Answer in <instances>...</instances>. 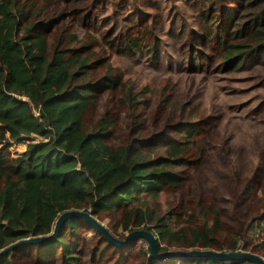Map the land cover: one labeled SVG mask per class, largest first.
I'll list each match as a JSON object with an SVG mask.
<instances>
[{"label":"trees","instance_id":"16d2710c","mask_svg":"<svg viewBox=\"0 0 264 264\" xmlns=\"http://www.w3.org/2000/svg\"><path fill=\"white\" fill-rule=\"evenodd\" d=\"M214 1L225 0H99L91 23L73 22L70 31H61L51 43L43 22L29 19L38 7L27 10L22 0H0V249L21 237L50 232L58 214L72 208L90 210L102 222L117 211L119 228L151 230L159 251L168 248L164 242L179 248H241V235L227 226L207 196L202 194L196 208L183 202L175 210L159 200L164 188L182 184L185 170L200 161L208 132L201 112L207 107L205 96L190 95L185 79L158 85V76L150 74L160 73L163 60L171 67L180 63L176 56L182 46L174 40L177 64L168 50L169 40L180 37L183 29L175 8L187 3L195 7L188 15L201 39L187 51L189 69L217 68L221 79L234 81L244 92L248 72L264 63V0H238L228 29L220 26L226 14H214ZM22 28L28 29L25 38L19 34ZM83 34L93 37L92 47L67 52L71 40ZM94 67L103 69L114 97L127 104L131 136L126 144L105 139L114 127L107 108L98 121L82 118L97 86L90 73ZM142 82L143 87L136 86ZM155 93L161 96L163 124L158 134L145 136L139 118L143 112L134 105L148 104L147 97ZM22 140L25 147L13 163L3 164L9 146ZM242 194L248 198L245 209L253 234L263 232L256 248L264 246V199L250 185ZM84 224L80 217L69 218L56 238L44 242L60 247L63 264L82 263ZM14 250L0 256V264H17ZM179 258L193 264H251ZM175 259L163 263L174 264Z\"/></svg>","mask_w":264,"mask_h":264},{"label":"rangeland","instance_id":"374dc122","mask_svg":"<svg viewBox=\"0 0 264 264\" xmlns=\"http://www.w3.org/2000/svg\"><path fill=\"white\" fill-rule=\"evenodd\" d=\"M27 10L38 7L36 12L29 13L31 22H43L44 32L49 42L54 43L61 31H70L73 22L82 24L91 23L94 4L99 0H22ZM238 0L214 1L211 8L218 18L221 13L226 14L222 18L220 26L228 29L237 13L234 7L238 6ZM15 11L20 7L16 3ZM195 7L187 3L184 7L175 8L177 16L183 18V29L180 37L175 36L169 40L168 50L174 55L173 61L177 64L174 50V40L182 46L177 59L178 65L167 64L162 61L161 71L151 72L158 76V85L172 83L177 78L185 79L189 94L204 95L207 107L201 112L208 122V132L202 139L204 145L200 161L185 170L186 179L177 187H166L159 200L163 205L170 204L173 210L179 208L181 203L188 202L196 208L199 198L207 196L210 201L221 210L222 217L227 221V226L241 235L240 247L259 252L264 256V246L256 248L260 242L262 231L253 234L250 227L249 213L246 212L248 198L242 194L245 185L252 187L256 197L264 199V63L257 65L253 71L248 72L246 88L244 92L236 89L232 80L221 79L216 71L189 69L185 63L189 46L200 44V35L196 32V22L191 21L189 12L193 13ZM240 8H238L239 11ZM222 10V11H221ZM162 30L166 29V23L162 22ZM27 28H22L19 34L24 38ZM91 32V31H88ZM94 39L90 35L75 37L71 40L72 47H67V52L74 49H90ZM61 46H65L62 42ZM50 50L52 48L50 47ZM168 57V56H167ZM222 67L225 68L223 63ZM91 78L96 80V88L91 91V103L84 110L82 118L86 121H98L102 109L107 108L114 119L113 129L108 130L106 140L112 143L126 144L131 136L128 132L129 116L127 115L126 102L119 97H114L113 87L110 81L102 77L103 69L94 67L90 69ZM226 77H233L232 72H226ZM236 79V77H233ZM170 82H169V81ZM104 82V84H103ZM143 83L136 86L143 87ZM228 83L227 85H223ZM149 103H135L136 112H143L139 116L143 120L145 136L158 134L162 128L164 113L160 109L161 96L153 94L147 97ZM259 106H262L258 109ZM257 107V108H256ZM256 108V109H255ZM142 124V125H143ZM26 140L15 141L3 155L2 163L10 165L16 156V152L25 147ZM0 146L2 143L0 142ZM10 150V151H9ZM236 191L238 193L236 194ZM189 200V201H188ZM119 212L113 211L103 223L108 228L122 237L127 230L118 227ZM84 224L82 237L86 244L80 243L83 254L81 264H167L164 260L151 259L146 249L147 243L143 238H138L129 246L119 247L103 241L102 235L87 222ZM107 241V240H106ZM168 248H178L176 243L164 242ZM104 245H107L105 248ZM105 248V249H104ZM14 259L17 264H63L59 246L47 247L42 243H29L14 250ZM95 257L93 258V254ZM174 264H193L182 261L179 257Z\"/></svg>","mask_w":264,"mask_h":264},{"label":"water","instance_id":"95a60500","mask_svg":"<svg viewBox=\"0 0 264 264\" xmlns=\"http://www.w3.org/2000/svg\"><path fill=\"white\" fill-rule=\"evenodd\" d=\"M80 217L94 229H96L108 243L115 246L124 247L132 244L136 239L143 238L147 243V250L151 259L167 260L173 257H206L217 261L229 263L233 260H247L251 264H264V257L260 254L243 249H215V248H167L162 251L158 250L157 236L149 229L136 227L124 235L118 237L96 216L87 209H66L58 214L50 232L40 235H28L21 237L0 249V256L13 251L14 249L29 243H42L56 238L67 219Z\"/></svg>","mask_w":264,"mask_h":264}]
</instances>
